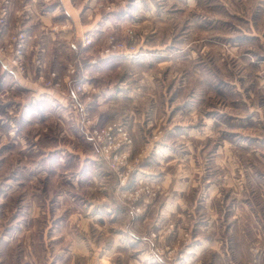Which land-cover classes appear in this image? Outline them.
Masks as SVG:
<instances>
[{
    "label": "rangeland",
    "instance_id": "1",
    "mask_svg": "<svg viewBox=\"0 0 264 264\" xmlns=\"http://www.w3.org/2000/svg\"><path fill=\"white\" fill-rule=\"evenodd\" d=\"M34 1L40 8L45 6L42 9L45 12L55 8L54 5L64 10L60 0L54 4L55 0ZM95 1L100 11L115 15L124 13L127 19L125 25L130 24V20H133V25L108 34L105 45L95 55H77L63 62L60 69L63 72L65 68L64 76L71 79L72 87L66 86L64 77L60 78L58 71L41 76L43 88L56 89L61 97L67 98V101L55 100V112H47V102L40 107L46 100L36 101L35 107H32V99L25 97L28 90L15 86L16 82L10 77L0 79V189L39 188L43 194L48 188L75 190L81 186L87 191L89 202L98 201L103 196L105 206L116 205L120 209L119 221L122 225L128 220L132 222L139 219L154 202H160L159 198L169 189V184L167 188L166 180L163 179L165 174L174 176L178 172L218 170L214 169L217 164L211 165V157L219 155V146L224 141H227V152L233 159L246 157V168L264 169V160L258 158L264 157V0ZM15 2L0 0V15L6 9L4 20L0 23V57L22 79L28 76L29 36L27 28L22 27V22L28 20L24 19L28 12L20 14L17 11L14 29L9 28L8 18ZM80 3V0H71L70 12L75 11L72 5L79 7ZM206 23L215 28V32H210L208 36L209 51L203 49L204 39L207 38ZM63 24L53 26L57 35L67 26ZM22 33L25 35L22 58L25 72L21 75L17 66L12 64L14 54L8 48L14 37ZM86 35L91 37L92 43L83 46L82 39ZM84 36L81 38L83 48L92 47L93 37L90 34ZM110 36L123 42L127 50L104 53ZM166 37L168 49L162 53L164 56L161 59L166 62L157 66V57L149 55L148 47L145 50L143 47L145 43L164 42ZM182 37L179 44L177 40ZM181 46L184 48L183 53ZM178 47L181 51L178 57L184 55V61L176 57ZM112 57L135 61L143 58L146 64L125 66L118 75H147L162 83V92L166 87V128L162 126L164 128L156 130H151L152 127L146 131H132L128 127L132 109L129 111L127 100H123L119 106L112 107L109 103L101 109L95 103L96 88L91 86H85V93L81 96L80 105L83 109H75L71 105L68 95L75 85L85 84L81 74L87 62L95 58L90 63L97 64L100 60ZM33 61L43 70L42 58L35 56ZM74 63L76 72L71 74L68 66ZM52 73H55V77L51 76ZM111 75L104 77L105 82L99 85L100 88L109 86ZM49 81L50 85L47 84ZM194 95L200 97L199 113L193 112L189 105ZM224 111H231L233 116H248L245 120L232 121L236 118H230L227 114L225 116ZM108 128H112L110 134L116 138L115 143L120 140L118 130L129 139L127 142L122 141L120 147L112 148L110 158L103 154L104 139L98 140ZM240 141L247 144L240 145ZM231 169H234V165ZM35 176L39 179H33ZM171 181L181 184L191 182L189 179L168 180ZM1 208L7 211L6 205ZM157 213H148V217L155 219ZM0 218H7L5 212ZM181 228L182 236L176 245L167 242V237L177 229L175 221L167 223L160 230L149 231V239L154 242L151 244L149 241L148 245L154 264L183 263H178L176 257L180 256V248L183 250L181 254L190 253L193 231L191 226ZM117 230L121 235L126 234L124 227H118ZM256 250L261 264L262 250L257 244L251 247L248 264H253ZM157 251L163 263L156 259ZM1 256L0 253V261L6 264ZM109 256L108 253L97 254L90 264L100 262L99 259L104 264H113ZM216 262L204 257L197 264ZM116 264H123V261L117 259Z\"/></svg>",
    "mask_w": 264,
    "mask_h": 264
},
{
    "label": "crops",
    "instance_id": "2",
    "mask_svg": "<svg viewBox=\"0 0 264 264\" xmlns=\"http://www.w3.org/2000/svg\"><path fill=\"white\" fill-rule=\"evenodd\" d=\"M19 1L16 0L8 22L9 28L14 29V23L18 19L17 11L20 14L28 12L24 18L28 20H21L22 27L27 28L29 36L28 76L21 79L18 72L0 57V79L10 77L16 82L15 86L28 90L25 97L32 99V107H35L36 101L46 100L40 107L47 102V112H55V100L67 101V98L61 97L56 89L43 88L41 76L48 75L50 71H58L59 77H64L66 86L72 87L71 79L64 76L65 68L63 67V72L60 69L63 62L77 55H95L105 45L108 34L133 25V20L125 25L126 14L115 15L100 11L95 0H80L79 7L72 5L75 10L72 12L71 0H60L64 10L54 5L55 8L49 12L43 11L45 6L40 8L34 0L29 3ZM62 22L67 26L57 35L53 26ZM146 22L145 20L144 23ZM206 25L208 38L210 32H215V28H211L210 23ZM85 34L93 37L92 47L83 48L81 38ZM207 38L203 43L204 51L210 49V39ZM181 40L183 37L177 40L179 44ZM212 41L214 43V39ZM156 43L157 41L145 43L143 48L145 50L148 47V54L157 57L155 63L159 66L166 62L161 59L164 56L162 53L167 52L168 38ZM180 49L183 53V46ZM181 51L179 47L176 48V57L184 61V55L178 57ZM35 56L42 58L43 70L34 63ZM92 59L95 58H91L90 62ZM90 62H87L81 77L86 87L96 88L95 103L99 108H106L109 103L116 107L127 100L129 111L132 109L128 125L132 131H146L152 127L151 130L166 128V87L162 92V83L147 75H118L125 66L146 64L143 58L135 61L112 57L100 60L97 64ZM107 74H112L109 86L100 88L99 85L105 82ZM201 77L204 80L202 75ZM199 99L198 95L191 98L189 107L193 112L199 113L201 109ZM231 113L223 112L225 116L227 114L230 118H236H232V121L245 120L248 116H233ZM227 144V141L222 142L219 155L211 157V165L217 164L214 169L218 170L178 172L174 176L165 174L163 179L166 180V186L169 184V189L159 198L160 202H154L139 219L132 222L128 220L122 225L119 221L120 209L116 205L105 206L103 196L98 201L89 202L87 191L81 186H77L75 190L48 188L43 194L39 188L0 189V216L5 212L7 217L0 218L1 257L6 264H90L97 254L108 253L113 264L117 263V259L122 260L123 264H154L148 246L149 241L154 242L149 239V231L160 230L167 223L175 221L177 229L167 237L168 243H179L181 227L185 229L191 226L193 231L190 253L181 254L183 250L180 248L178 255L182 256H179L181 260L176 257L178 263L197 264L207 257L214 263L217 261V264H248L251 247L257 244L261 246V264H264V169L246 168L248 158L241 156L233 159L227 152ZM242 144L247 142L240 141V145ZM258 158L264 160V157ZM232 165L234 169H231ZM33 179L39 177L35 176ZM172 179H189L191 182H168ZM29 191L33 193H27ZM5 205L7 211L1 208ZM153 211L158 212L155 219L148 217V213ZM118 227H124L126 234H119Z\"/></svg>",
    "mask_w": 264,
    "mask_h": 264
},
{
    "label": "built area",
    "instance_id": "3",
    "mask_svg": "<svg viewBox=\"0 0 264 264\" xmlns=\"http://www.w3.org/2000/svg\"><path fill=\"white\" fill-rule=\"evenodd\" d=\"M3 10H4L3 13L0 15V23L3 22L4 16L6 14V9H3ZM24 41H25V35L23 33L19 34L17 37H14V40L12 41V43L9 45V48H8L11 50L12 54H14V58L12 59V64L17 66L21 75L24 74V72H25L24 65L22 63V58L24 55V47H25ZM91 43H92L91 37L89 35L84 36V38L82 39L83 46L91 45ZM124 49H126V46L123 42L117 41L113 36H110V37H108L107 48L104 51V53L110 54L113 51H116V50L123 51ZM4 52H6V50ZM68 70L71 74L75 73L76 72L75 63L70 64L68 66ZM51 76L55 77V73H52ZM47 84L50 85L51 81H49ZM85 90H86L85 84H78V85H75L72 88V92L69 93L68 99L71 101V105H73L75 109H79V108L83 109L82 105H80V100H81V96L85 93ZM111 131H112V128H108V130H106L105 132H102V135L98 139L99 141H102L104 139V144H103V151L104 152H103V154L106 158L111 157L112 148L115 149L117 147H120V145H121L120 143L122 141H124V142L129 141L126 134L124 132H122L121 130H118L119 131L118 136L120 137V140L118 143H115L116 138L110 134ZM115 157L119 158L117 156H115ZM137 210H138L137 212H139V209H137ZM255 252L256 253H255V256L253 259V264H259L258 250H256ZM159 254H160V252L157 251L156 259L158 261H160V263H163L162 258L159 256ZM99 260H100V262H96L95 264H104L102 262V259H99ZM0 264H2L1 261H0Z\"/></svg>",
    "mask_w": 264,
    "mask_h": 264
}]
</instances>
